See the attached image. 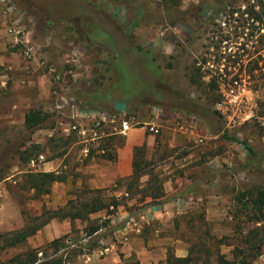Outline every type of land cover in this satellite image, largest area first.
<instances>
[{"label": "rangeland", "instance_id": "obj_1", "mask_svg": "<svg viewBox=\"0 0 264 264\" xmlns=\"http://www.w3.org/2000/svg\"><path fill=\"white\" fill-rule=\"evenodd\" d=\"M217 1L229 5L222 12L219 11L217 16L202 6L206 4L212 7L215 5L214 0L0 2L2 7L11 5L18 11L23 24H27L29 29L30 21L40 27L46 22L55 34L53 36L42 32L39 35L41 46L38 50L39 56L36 57L38 62H42L43 72L50 77L52 95H47V98H35L32 103L29 102V108L24 109L25 112L29 109L42 113L44 121L31 131L26 130L20 123V111L6 108L5 100H0V221L5 223V228L0 227V246L9 235L23 227L36 226L55 211L74 213L80 208L79 204L91 196L86 192L89 189L82 179V184L77 188L74 179L66 195H62L64 189L59 187L57 191H52L51 188L48 195L35 198L32 192L21 188L24 173L39 172L42 164L56 160L57 157L71 158V171H60L64 176L72 175V178H76L72 174L74 167L85 164L87 157L101 155L96 147L108 137L93 141L87 145V151L84 153L77 137L61 132L59 124H64L67 119L65 109L62 113L55 109V102L59 101L60 96L71 98L73 105L82 113L114 114L109 111L112 102L121 98L127 99L125 111L128 113L152 106L160 107L167 113L181 115L189 113L196 116L194 114L202 113L210 126L200 118L198 121L208 130L219 132L212 133L213 135L222 139L221 131H225L237 141L246 142L255 152V157L264 158V17L261 18V23L247 20L245 14L241 16L236 13L229 17L230 6L242 12L244 7L252 5L255 0ZM257 9L254 8L255 11ZM33 15H36V18L32 17ZM44 16L54 20L46 21ZM64 17L67 19H63ZM112 18L120 26L111 20ZM147 23L150 25L145 28ZM122 28L128 35L127 41ZM63 34L65 42L61 43V40L56 38ZM46 38H49L48 45L44 43ZM139 47L143 52L137 51ZM12 49L16 55L24 58L22 47ZM206 61L209 65L205 64ZM225 61L229 65L238 63L241 65L240 70L225 67ZM49 66L54 72H47ZM71 71H75L74 76ZM194 72L200 78L197 85L190 86L188 77ZM57 75L60 78L58 81L55 80ZM101 76L104 77L103 80L99 78ZM231 78H240L245 82L243 84L246 89V102L239 112L251 114L247 120H243L244 113L238 115L234 117L233 123L219 116L214 110L215 103L221 100L216 84L227 83ZM138 119L146 122V112L140 113ZM169 119L171 120L170 117ZM80 125L88 130L91 128V122L86 119H83ZM223 142L229 144L224 140ZM31 146H37L40 152L38 155L43 157L42 162H36L32 167L29 161L25 163L21 160V157L26 156L25 149L28 151ZM237 146L246 157L243 147L240 144ZM192 150L189 145L181 150L176 148L173 157H184ZM215 152L221 153L222 150L219 147ZM231 153L237 155L234 150ZM34 157L36 156L32 155L30 160L35 159ZM245 162L244 159L230 169L239 168ZM261 162L256 161L233 175L227 174V168L222 169V174L214 180V186L205 188L209 192H217L220 196L215 200L216 211H211V204L208 208V200L204 199L200 190L193 196L199 197L201 202L185 215L175 218L173 224H169L165 231L156 229L157 234L179 238L186 246L196 241L205 242L211 249H214L211 246L214 242L220 241L223 245L218 246L219 252L231 259L230 252L233 248L244 249L246 246L242 240L250 231L258 229L257 239L251 241L258 244V250L254 249L250 253L259 252L260 255L254 258L249 257L250 253L244 252V255L249 257L248 264H264V219L257 220L259 213L253 212L248 203L258 192L264 193L263 159ZM152 166L154 168V164ZM151 170L149 164V171ZM155 186L161 190L158 179ZM138 191L140 190L126 197L118 196L117 208L131 215L140 213L142 206L136 204L143 202L144 196ZM187 193L191 195V192ZM187 193L175 192L166 199L180 198ZM101 195L105 199L113 197L104 192ZM242 204H246V207H242ZM117 208L103 212L112 216ZM86 218L81 221L84 226L80 228V233L78 229L75 233L72 231L56 238L59 239L58 250L69 247L65 240L70 237L71 244L74 245L71 250L74 253L80 252L84 245L79 241L85 239L91 229L103 226L102 223L104 226L109 225V220L103 221L89 216ZM90 241L97 244L96 239L92 237L86 240L85 247ZM23 247H5L6 263H22L24 255L34 251L28 249L19 253V248ZM37 249H44L45 252L44 255L36 254V259L41 261V264H49L53 259H57L51 256L54 249L48 244ZM2 255L1 253V261ZM58 258L62 264L63 257Z\"/></svg>", "mask_w": 264, "mask_h": 264}, {"label": "crops", "instance_id": "obj_2", "mask_svg": "<svg viewBox=\"0 0 264 264\" xmlns=\"http://www.w3.org/2000/svg\"><path fill=\"white\" fill-rule=\"evenodd\" d=\"M14 2L19 3L20 0H14ZM32 17L36 18V15ZM7 19L4 7L0 3V100H5L6 108L20 111V123L23 125V115L29 111L28 109L25 112L24 109L29 108V102L32 103L35 98H47V95H52L50 77L45 71L43 72L42 62H38L37 58L41 46L39 35L42 32L53 36L55 34L48 28L49 25L46 22L40 27L30 21V29L27 24L21 22L20 28L34 51L32 59L25 60L20 55L15 54L12 48L19 46H13L5 35ZM44 19L46 21L48 19L54 20L46 16ZM63 19L67 18L64 17ZM149 25L147 23L144 27ZM58 37L56 39H60L61 43L65 42L63 41L65 39L64 34ZM44 43L48 45L49 38H46ZM71 75L74 76L75 71H71ZM142 121L144 122L143 119ZM156 125L159 127V133L156 137L145 133L142 127L132 128L121 136H109L106 141L112 158L87 157L85 164H79L77 168H73L72 174L76 178H72V175L64 176L60 171V169L67 170V172L71 171L70 157H59L41 165L39 172H61L64 180L52 184V189H50L57 191L61 187L64 189L62 195H66L69 190L68 187L75 179L76 188L84 180V184L89 190H103L107 195L116 198L118 196L126 197L124 183L128 182L132 176L134 150L141 149V167L144 171L138 178V188H146L152 184V181L158 179L162 193L160 199H154L148 192L143 202H137L136 205L142 206V209L140 213L133 215L128 220L135 221L136 227L126 223L120 229V220L126 215H130L121 211L120 208H117L112 216L103 212L105 210L88 214L87 216L90 218L97 217L103 221L109 220V225L99 226L98 230L79 241V243L83 242L84 245L80 252L74 253L71 250L74 245L71 244L72 240L68 237L65 242L69 244V247L54 251L52 257L62 256V264H119L130 258H134L138 264H156L164 260L168 250L175 257L186 256L187 246L181 239L170 238L165 234L158 235L157 230L165 231L169 224H173L175 218L185 215L193 209L192 207L197 206L201 201L199 197L193 195L199 193L200 190L203 192L204 199L208 200V208L211 204V211L214 213L216 211L214 208L215 200L220 196L217 192L212 193L205 188L214 186L215 178L212 177H214L215 172L221 171L222 174V169L236 166L245 157L237 144H225L218 135H213L200 121L187 113L181 116L180 129L173 128L172 120L169 117L156 121ZM187 145L191 147V150L193 149L189 154L184 157H173V151L176 148L181 150ZM219 147L222 152L216 153L215 151ZM233 150L237 155L231 153ZM98 152L103 153L102 151ZM149 164H151V171H149ZM152 164H154V168ZM205 176L211 177L208 178L207 183L203 182ZM175 192H191V195L187 193L180 198L166 199ZM203 196L201 197L203 198ZM159 200V203H151ZM86 219L84 218V221ZM81 221L82 219L52 218L34 235L16 245V247L24 246V249L19 248L18 252L23 253L28 249L36 250L60 236L70 234L72 231L75 233V230L78 229V233H80V228L84 226V222ZM98 222L101 221L98 220ZM0 227L5 228L3 221H0ZM92 237L97 241L96 246L93 241H90L85 247L86 240ZM4 249L0 251V254H3L0 264L1 262L7 264ZM103 249L106 251L102 252ZM38 263L41 264V261Z\"/></svg>", "mask_w": 264, "mask_h": 264}, {"label": "trees", "instance_id": "obj_3", "mask_svg": "<svg viewBox=\"0 0 264 264\" xmlns=\"http://www.w3.org/2000/svg\"><path fill=\"white\" fill-rule=\"evenodd\" d=\"M117 1V0H116ZM214 6L208 7L206 4H203V8L206 9L208 12H214L217 16L223 9L227 8L228 6L226 4H222L217 0H214ZM258 8L256 11L254 8ZM219 12V13H218ZM264 0H255V2L250 5L244 7L242 12H239V9H234L230 6L228 14L229 17H231L233 14L239 13V15H246L248 18L247 20H252L255 22H260L261 23V18L264 17ZM109 16V14H108ZM110 17V16H109ZM113 20V18L111 19ZM115 22V20H113ZM117 23V22H115ZM118 26H120L117 23ZM104 29V28H103ZM105 30V29H104ZM123 30V35L124 38L127 41L128 35L125 33V30ZM112 35V34H111ZM131 44V43H130ZM138 52H143L142 49L137 48ZM226 62V61H225ZM233 62V61H232ZM236 66V67H235ZM225 67L232 68L233 70H240L239 68L241 65H238V63L234 62L231 65L227 64ZM101 80H103V76L99 77ZM200 78L199 75H195L194 73H190L188 77L189 85L194 86L198 84V79ZM105 80V79H104ZM99 85V84H98ZM211 87V86H210ZM127 99L121 98V99H115V101H123L126 103ZM112 102V104H113ZM99 109V106H97ZM95 108V107H94ZM97 109V108H95ZM111 113L113 112L112 106L109 109ZM117 114V113H116ZM189 115V113H187ZM196 116L190 115L196 120L199 118L203 120V122L207 125L210 126L209 123H207V119L204 118L203 114L201 113H196L194 114ZM45 117L42 113L38 111H33L29 110L27 113L23 115V128L26 130H33L34 128H37L43 121ZM210 128V127H209ZM209 131L213 134H218V131ZM222 133V139L227 142V143H233V144H240L245 153V163L244 165L240 166L239 168L236 167L235 169H230L227 168L226 172L228 175H233V173L240 172L244 170L248 165L253 164L256 161H260L262 163V159L264 161L263 157H255V152L253 149L246 143V142H239L237 139L234 137H230L225 131H221ZM66 141V140H65ZM25 149V157H21V160L25 163H27L31 156H37L40 152L37 146H31L27 149ZM97 151H102L103 153L99 157L107 158L110 159L111 157V152L110 149L108 148V142L106 140L101 141V143L96 147ZM29 152V154H27ZM141 154L142 150L141 149H135L134 150V161L132 163V176L128 180V182L124 183L125 188V195H131L132 193H136L137 190H140L138 192H142V196H146L147 193H151L153 196L152 198L158 199L162 197V193L160 192V188L155 186V181H152V184L146 188H138V178L141 176L143 173V169L141 167L142 161H141ZM23 155V153H22ZM36 158V157H34ZM59 158V157H57ZM221 172V171H220ZM220 172H215L214 177L212 178H217L220 174ZM208 178L211 177H204L203 182H208ZM64 180V177L62 176L61 172H26L22 175V189H25L26 191L32 192L33 196L35 198L41 197L48 195L50 192V188L52 184L54 183H59ZM211 180V179H210ZM89 196L86 200L81 202L79 204L80 208L76 209L74 213L67 212V213H60L59 211H55L51 213L49 217H46L43 221L38 223L36 226L31 227V228H21L12 235H9L2 241V245L0 246V250H3L5 247H14L18 244L23 243L28 237L32 236L35 234V232L43 227L48 220L52 218H58V219H84L88 214H92L101 210H108L111 209L114 211L118 206V200L116 197H109L105 199V197L102 194L103 190H89L86 191ZM85 192V193H86ZM242 196V195H240ZM160 201H152L151 203H159ZM250 207L253 209V212L259 213V217L257 220H263L264 219V193L258 192L253 199H251L249 202ZM242 207H246V204H242ZM109 212V214L112 213ZM133 215H126L124 218H122L119 222V227L122 229L124 225L127 223V221L132 217ZM104 226V223H102ZM102 226V227H103ZM263 228V227H262ZM99 229V226H95L94 229L90 230L89 234H92L96 230ZM258 229H255L254 231H250L249 234L247 235L246 238L242 240V243L246 246L244 249H238V248H233V250L230 252L231 253V259H227L224 254H221L218 250V246L223 245L220 243V241L214 242L211 246H213L214 249H211L205 242H200L196 241L195 243H188L187 249H186V256L179 258L175 257L171 251L166 252V256L162 262L156 263V264H248V258H254L256 256H259V252H256L255 254H252V250L256 249L258 250V244L257 243H252L251 241H254L257 239V231ZM59 239H54L52 240L48 246L52 247L54 251H57V243ZM213 240V239H212ZM244 252L250 253L249 257L248 255H244ZM40 253L41 255H44V249H36L32 253H27L24 255V261L22 263H16V264H39L37 263L36 259V254ZM10 263L12 261H9ZM21 262V261H20ZM49 264H60V259H53ZM119 264H138V262L135 259H128L125 261L120 262Z\"/></svg>", "mask_w": 264, "mask_h": 264}, {"label": "built area", "instance_id": "obj_4", "mask_svg": "<svg viewBox=\"0 0 264 264\" xmlns=\"http://www.w3.org/2000/svg\"><path fill=\"white\" fill-rule=\"evenodd\" d=\"M2 3L3 0H0ZM4 13L7 15V27L5 28V35L9 38L10 43L13 46H19L23 48V56L25 60H29L33 56V49L26 39L25 33L20 28L22 22L21 14L16 11L11 5L4 6ZM205 64L209 65L206 61ZM47 72H54L51 66L47 67ZM59 76H55V80L58 81ZM240 78L228 79L227 83H217L218 93L221 96V100L214 105L215 112L225 118L228 122H234V117L242 115L244 112H239V109L245 104V85ZM245 83V82H244ZM55 109L62 113L65 109V117L67 121L63 124L60 123L61 132L67 136L74 135L78 138V142L82 145V151H87V145L95 140H103L109 136H121L132 128L142 127L145 132L151 136H156L159 133V127L156 125V121L163 119L164 117H170L172 120L173 128L180 129L181 114L167 113L160 107H150L144 110H138L134 113H114L107 115L101 112H87L82 113L73 105L71 98H65L60 96L59 101L55 102ZM143 111L146 112V122H141L138 116ZM249 113V112H248ZM243 114V120L250 118L251 114ZM83 119L91 122V128L88 130L81 126L80 123ZM42 155L36 156L35 159L29 160V165L32 167L36 162H42ZM140 218L142 216L140 215ZM127 224L136 227L135 221H127ZM106 250L103 249L102 252ZM39 256L40 253H37Z\"/></svg>", "mask_w": 264, "mask_h": 264}, {"label": "water", "instance_id": "obj_5", "mask_svg": "<svg viewBox=\"0 0 264 264\" xmlns=\"http://www.w3.org/2000/svg\"><path fill=\"white\" fill-rule=\"evenodd\" d=\"M112 109L114 113H123L126 110V103L123 101H115L112 104Z\"/></svg>", "mask_w": 264, "mask_h": 264}]
</instances>
